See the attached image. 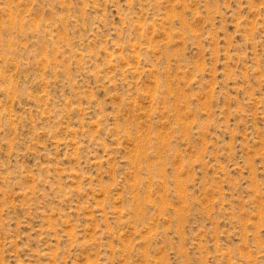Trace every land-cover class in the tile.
I'll return each instance as SVG.
<instances>
[{
    "label": "rangeland",
    "instance_id": "1",
    "mask_svg": "<svg viewBox=\"0 0 264 264\" xmlns=\"http://www.w3.org/2000/svg\"><path fill=\"white\" fill-rule=\"evenodd\" d=\"M0 264H264V0H0Z\"/></svg>",
    "mask_w": 264,
    "mask_h": 264
}]
</instances>
